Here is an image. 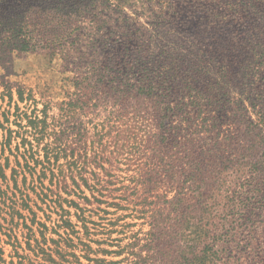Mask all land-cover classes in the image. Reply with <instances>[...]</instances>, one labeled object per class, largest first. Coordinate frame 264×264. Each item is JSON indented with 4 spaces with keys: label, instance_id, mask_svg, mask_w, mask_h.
<instances>
[{
    "label": "trees",
    "instance_id": "16d2710c",
    "mask_svg": "<svg viewBox=\"0 0 264 264\" xmlns=\"http://www.w3.org/2000/svg\"><path fill=\"white\" fill-rule=\"evenodd\" d=\"M128 2L0 0V64L44 51L65 75L59 91L3 82L0 264H233L226 172L264 183V102L208 63L256 45L215 13L198 35L128 37Z\"/></svg>",
    "mask_w": 264,
    "mask_h": 264
},
{
    "label": "rangeland",
    "instance_id": "374dc122",
    "mask_svg": "<svg viewBox=\"0 0 264 264\" xmlns=\"http://www.w3.org/2000/svg\"><path fill=\"white\" fill-rule=\"evenodd\" d=\"M124 12L132 18V32L128 37L139 36L144 39L158 38L162 35L178 37L198 35L201 28L208 30L209 24L213 29H218L213 14L219 15L224 19L221 26L223 33L227 32L224 35L236 34L243 43L254 42L256 50L244 52L241 49L238 55L226 62L224 57L214 58V61L208 63L212 70L211 78L220 70L221 74L217 76L219 79L213 82L223 83L225 71H230L231 74L236 72L238 82L255 86L256 91L253 92L252 98L257 104L256 109L260 110V104L264 102V35H261L260 31L264 29V0H129L128 3H124ZM110 14L111 22L117 28L119 23H115L117 13L110 10ZM235 31L237 33L232 34ZM113 35L114 39L120 37L119 33ZM233 60H239V63H233ZM223 62L224 64H221ZM250 68L254 75L244 79V72L249 74ZM61 71L62 63L59 59L53 60L44 51L15 52L11 61L6 65L0 64V103L1 93L5 89L4 81L10 82L14 88L22 85L41 89L51 87L59 91L65 76ZM254 118L259 119L257 116ZM242 138L246 147L255 141L253 136L247 134ZM257 141L261 142L253 158L255 162L263 160L258 162V167L263 170L264 129L261 134H257ZM242 153L243 156H247L249 152ZM232 172L234 171L226 172L230 173L227 174L229 180L226 186L230 191L229 197L236 199L238 207L232 209L228 205V202L232 201L225 199L223 202L225 210L221 208L220 212L225 227L223 231L234 234L226 238L229 240L227 247L233 257V264H264V183L260 185L261 180L253 179L244 173L232 178L234 176ZM256 187L258 190L255 193L249 191Z\"/></svg>",
    "mask_w": 264,
    "mask_h": 264
}]
</instances>
